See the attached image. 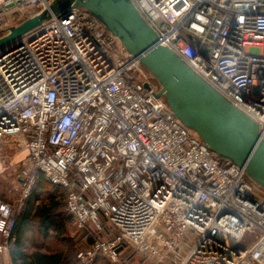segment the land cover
<instances>
[{
    "label": "built area",
    "instance_id": "2783aa9c",
    "mask_svg": "<svg viewBox=\"0 0 264 264\" xmlns=\"http://www.w3.org/2000/svg\"><path fill=\"white\" fill-rule=\"evenodd\" d=\"M50 1L0 0V29ZM131 1L156 46L252 118L263 139L264 0ZM143 68L84 8L0 50V173L12 168L5 138L21 137L28 151L17 198L0 200L4 264H14L16 217L39 175L67 191L78 229L101 234L77 264H126L132 254L149 264H264V188L178 120Z\"/></svg>",
    "mask_w": 264,
    "mask_h": 264
},
{
    "label": "water",
    "instance_id": "95a60500",
    "mask_svg": "<svg viewBox=\"0 0 264 264\" xmlns=\"http://www.w3.org/2000/svg\"><path fill=\"white\" fill-rule=\"evenodd\" d=\"M84 8L114 34L157 81L172 113L220 158L245 169L264 188V138L252 118L233 106L172 50L156 46L158 34L131 0H51L47 8L10 27L0 50L54 16ZM148 88V85H145ZM1 219V218H0Z\"/></svg>",
    "mask_w": 264,
    "mask_h": 264
},
{
    "label": "trees",
    "instance_id": "16d2710c",
    "mask_svg": "<svg viewBox=\"0 0 264 264\" xmlns=\"http://www.w3.org/2000/svg\"><path fill=\"white\" fill-rule=\"evenodd\" d=\"M67 191L53 187L39 175L37 185L26 200L25 208L16 217L13 242L9 260L14 264H77V252L88 249L101 238L99 231L87 226L84 230L85 247H78L69 238L68 227H76L74 219L68 216L66 208ZM41 243L33 244L35 237ZM55 244L47 250L49 242ZM31 245V249L28 245ZM77 257V258H76ZM95 264H113L108 257H102Z\"/></svg>",
    "mask_w": 264,
    "mask_h": 264
},
{
    "label": "rangeland",
    "instance_id": "374dc122",
    "mask_svg": "<svg viewBox=\"0 0 264 264\" xmlns=\"http://www.w3.org/2000/svg\"><path fill=\"white\" fill-rule=\"evenodd\" d=\"M38 7L36 8H31V7H27L25 6V8L23 9L24 11L22 13H19L17 14L13 19H12V22L10 24H14V25H20L24 20L28 19V18H31L33 16L36 15V12L38 11L37 10ZM8 28H2L0 29V37H3L5 36L7 33H8ZM144 69V68H143ZM145 73L147 75H151L149 74V72L144 69ZM12 142V141H11ZM21 142L22 141H14L11 143V145H13L12 148H8V137L5 138L4 140V143L2 145V151H1V156H4L6 157L7 159L10 158H15V147H16V144L17 145H21ZM19 149V148H17ZM14 155V156H12ZM12 160V159H11ZM13 161V160H12ZM23 164L21 163H12V168L10 169V171L4 173L3 175L0 173V200L4 199V201H12V191L14 190L15 186H16V182H17V179H18V174H19V166L23 167L25 166V163H27L26 159L23 160ZM15 192V190H14ZM19 193V192H18ZM17 198V196H15V199ZM66 211V208H63V211ZM69 229V238L70 240H72V242L76 243L78 247H85L86 245V242L84 241V235L85 233L81 231V229H78L77 226L76 227H68ZM41 238L40 237H35L34 240H33V244H37L39 242V244L41 243ZM251 241H252V237L251 236H248L247 239H245L242 244L245 245V246H251ZM55 244V242H49L48 243V246H47V250H50V248ZM28 248H32L30 243L28 245ZM83 250V249H82ZM81 250V251H82ZM79 252V251H78ZM77 252V253H78ZM130 258H127L126 260V264H149L148 262L146 261H142V257L140 255H129ZM77 258V257H76ZM129 259V260H128ZM0 264H4V260L3 258H0Z\"/></svg>",
    "mask_w": 264,
    "mask_h": 264
},
{
    "label": "crops",
    "instance_id": "0c3cea01",
    "mask_svg": "<svg viewBox=\"0 0 264 264\" xmlns=\"http://www.w3.org/2000/svg\"><path fill=\"white\" fill-rule=\"evenodd\" d=\"M13 140L14 141L16 140L17 142L18 141L20 142V141H22V138L21 137L8 138V148L9 149L13 147V145H11V143L13 142ZM21 145L22 146H19V145L16 144V147H15L16 152L14 154L15 155V158H10L9 157V159H7V160H10L12 163H15V161H16V163H21V164L24 163L23 162L24 159H26V161H27L28 151L24 147V142H21ZM17 148H19V149H17ZM14 155H12V156H14ZM25 164H27V163H25ZM14 199H15V195L12 194V203H14ZM2 200H4V199H2Z\"/></svg>",
    "mask_w": 264,
    "mask_h": 264
}]
</instances>
